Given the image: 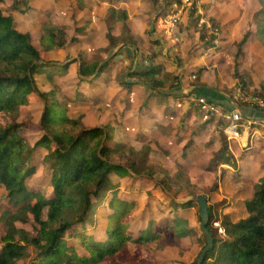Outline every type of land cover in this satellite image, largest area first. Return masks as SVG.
<instances>
[{
	"label": "trees",
	"instance_id": "1",
	"mask_svg": "<svg viewBox=\"0 0 264 264\" xmlns=\"http://www.w3.org/2000/svg\"><path fill=\"white\" fill-rule=\"evenodd\" d=\"M90 2L89 6L93 8L95 2ZM259 2L261 8L253 18L258 42L264 47V0ZM23 3L26 5L24 12H29L32 7L27 0ZM108 11L110 21L121 22L124 30L130 32L126 24L127 9L111 4ZM39 31L40 46L37 47L31 33L17 28L14 15L6 14L0 8V189L2 197L5 196L7 204L11 205L0 216V264H124L128 258L123 256L126 252H132L135 260L148 259L149 264H158L152 257L165 239L183 237L184 234L193 237L197 231L190 227L187 218L181 216H176L170 223L152 218L146 227L132 231L134 205L118 196L117 180L144 176L156 180V184L167 192L171 190L170 173L150 162V148L136 149L138 147L129 142H115L110 125L84 126L81 118L73 114L72 103L65 98L58 79L68 73L71 64L78 59L58 64L48 56L50 51L66 44L61 26L44 20ZM251 33L247 31L239 42V52ZM107 37L110 44H118L111 28ZM204 37L201 34V40ZM215 38L214 35L212 42L207 43L214 45ZM76 39L73 36L71 41ZM122 39L128 54L137 58L135 39L132 36ZM78 65L80 80L94 75L97 79L108 66L84 56ZM157 72V66L134 68L130 77L144 82L151 91L159 92L170 79L158 78ZM45 82L49 86H43ZM199 93L208 101L217 102L202 89ZM31 96L43 103L40 122L36 126L32 119L21 118V109L31 103ZM250 104L264 110L255 103ZM35 127L41 131V136L32 141L29 132ZM41 149L45 150L43 155L39 154ZM233 157L226 144L217 155L218 159L230 163L234 162ZM42 170L48 174L49 192L45 194L38 193L30 183L31 178ZM239 188L232 206L239 208V212L232 209L221 215V232L214 225L220 220V213H214L213 204L209 207L207 227L214 242L202 264H264V176L257 181L244 180ZM217 189L215 182L208 190L211 193ZM109 192L111 196L107 199ZM102 202L107 203L109 211L103 238L94 233L101 225L96 212ZM193 204L190 200L180 207H192ZM30 215L35 223V235L17 224L29 221ZM197 215L201 220L198 212ZM207 241L208 236L203 231L199 237L201 250L194 264H198ZM30 247L34 256L30 254ZM23 260L29 263H21Z\"/></svg>",
	"mask_w": 264,
	"mask_h": 264
},
{
	"label": "rangeland",
	"instance_id": "2",
	"mask_svg": "<svg viewBox=\"0 0 264 264\" xmlns=\"http://www.w3.org/2000/svg\"><path fill=\"white\" fill-rule=\"evenodd\" d=\"M23 1L24 0H0V8L6 14L10 13L14 15L17 28L23 32L31 33L33 44L37 47L40 46L41 33L39 29L44 20H50L57 26H61L65 33L66 44L63 47H58L50 51L48 56L52 60L58 62V64L72 62L75 58L78 59L77 62L71 64V69L68 73L61 75V77L58 76L64 93L66 94L65 98H68V101L72 103L73 114L76 117L81 118L85 127H104L110 125L113 127V137L115 142H129L138 147L136 149H140L142 146L150 148L148 155L150 162L157 167L163 165L172 177L169 181L171 184V190H169V192L172 195L163 194L160 191L162 189L156 184V180L144 176H126L129 178H135V180L131 182V187L129 186L128 188L121 189L119 194L123 197H128L129 192L136 184L137 187L140 181L143 187L147 188L146 190H149L147 192L152 193L150 190L158 192V200L152 201L148 199L145 205L147 208H157V210H160V213L164 210L181 211L182 209L180 208V205L190 200L193 203H196L195 197L198 194L207 195L209 202L212 204L218 199H224V203L221 201L220 205H218V208H221H217V212L219 211L220 213V220L214 222V225L218 226L221 232V215L224 214L229 206L231 207L234 205V194L237 191L239 193L240 188L233 186L228 190L229 185L227 184V179H231V175L236 172L237 169L235 165H233L232 170L218 167L219 165L217 164V161H214L213 163L212 158L217 156V151L221 148L222 144L220 142L224 137L219 131H216V129L213 128L211 123H208V120L210 119L208 116H210L211 113L209 114L208 111L202 109L201 103L197 99L192 103L191 98H183L181 97L182 95L180 98H174V101L171 100L172 98H158V107L156 106L153 111L154 114H157L155 116L156 128H150V125H148L147 129L144 131L146 132V135H143L142 138L139 132L144 126H146V123L140 120V113L145 106L146 97H149L152 93L147 89L146 84H142L144 82L138 83V81H130L129 84L128 82H125L124 76L126 74L127 76L131 74L130 71L132 67L138 68V58L140 56H143L142 62L147 66L149 60H153L154 57L161 54V51L164 49L162 45L165 43L160 42L161 44H155L156 40H154V38L158 29L166 36H173L176 31L179 32V34L177 33L178 37L174 38L172 41L174 47L179 50V53L182 51L189 55V52L186 49H183L185 43V48L188 49L191 43L194 42L196 45L199 39L200 41L196 46L200 49L208 50V48H211L213 50L216 49L215 51H217V47L220 44L219 37L222 28L221 23L217 22V19L215 20L210 16V13L213 15L212 13L214 12V10L210 8V2H213V4L223 2L219 5L222 7L217 8V12L214 13V15L218 12L222 14L232 13V16L235 15L236 18L238 16H244L246 9H249V7H242L243 3L238 2L241 0H196L194 3L192 2L193 4H186L183 2L181 4L178 0H143L146 2L141 3L139 7V9L143 10L140 17H145L146 13H149L147 10L150 6L151 10H155V17H152L146 22L140 36L135 35L132 30V25H135L134 23L137 22L138 24H141L140 18L131 14L133 20L130 22L129 7L122 4L120 5L118 0H108L109 3L107 4L105 3L106 0H100L104 2H102V7L99 6L98 12L92 11L93 9L89 6L91 3L90 0H27V4L30 5L32 9L29 12H24L26 5ZM96 4H98V2L95 1V5ZM111 4L128 10L126 24H128L130 32L124 30L121 22L115 23L108 19V8ZM177 4L179 9H181L180 19L176 23V30L175 28L171 29L168 34L169 28L164 25L163 20L165 18L163 15L170 14L172 7L174 8L173 10L176 11ZM239 9H242L241 13L239 12ZM253 17L251 19L252 21L250 20L249 22L243 18V23L238 22L237 20H233L232 22L234 23L230 20L229 21L234 26H241L242 28L239 27V29L245 34L247 31L253 32L252 30H256ZM213 20L217 22V26L219 27L217 33L214 31L217 26H215L216 23H214ZM241 23L242 25H240ZM189 27H191L193 33L189 32ZM109 28H111L112 34L116 36L118 40L116 46L110 44V40L107 37ZM201 34L205 36L203 40H201ZM214 35L216 38L213 40L214 45L211 46L207 42L209 40L212 42V37ZM73 36L77 38L76 41H71ZM129 36H132L137 42V58L131 57L128 54L129 52L126 51V43L122 38ZM249 37H251V34ZM241 39L233 41L234 45L230 48L231 53L227 54L224 51H217L215 54L213 53L210 63H216L219 61L222 66L223 60H226L224 58L226 56L235 61L236 57L242 53L248 42L247 40V42L241 46V52H239V42ZM227 42L230 43L231 41L227 40ZM224 44L226 43H221V46H224ZM255 44L257 47L262 46L259 43ZM156 46H158V49L155 48ZM255 47L256 46L253 48ZM195 48L196 47L194 46L193 49ZM156 50H160V52L155 54ZM83 56L88 60H97L101 64L107 63L108 65H111V67L101 79L94 80L97 76L96 75L89 78V82H84L80 80L78 73V62ZM169 56L174 55L169 54ZM159 61V76H167L170 74L171 72L167 71V61L162 60V58ZM154 62L155 61L153 60V63ZM233 72L236 73L234 74ZM237 75L240 74L237 70H233L232 67L231 69H228V67H222L221 76L219 78L223 79L225 84L224 87L227 91H229V89L234 91V88H231L229 83L231 78L233 76L237 77ZM209 76H213V71L210 72ZM194 79L195 76H192L191 81ZM171 85H174V82L168 80L167 86L170 87ZM43 86H49V83L45 82ZM233 87H235V85H233ZM236 93H234V95ZM253 94L258 96L254 100L246 98L244 94H236V101L237 103L239 101L240 104L243 100H249L252 103H260L264 105V88L260 92H254ZM77 96L79 97L77 98ZM30 98L31 103H28L21 109V118L32 119L31 121L36 126L40 122L43 103L39 102L35 96H31ZM61 98L64 97L61 96ZM74 99L76 101H74ZM178 102H180V104H178ZM194 115H197V118L201 117L199 119L200 121H197V119H195L196 116L194 117ZM190 117H194L191 125L188 123ZM203 125H206L205 128ZM201 128H204V131L201 133V137H199L197 142L199 145L191 144L188 147L191 152H194V164L191 165V167L186 168L176 162L177 153H179L181 149L176 148L175 142L179 139L188 141L192 136L191 134H194L195 131H199ZM29 135L31 136L32 141H35L41 136V131L35 127L29 132ZM173 140H175V142ZM44 153V149L39 151V154L41 155ZM45 173V170H42L30 180L32 187L35 188L38 193L42 194L49 192V184L46 179L48 174ZM156 176L162 177V175ZM215 182L218 183L217 195H215V192L210 193L208 190ZM137 189L138 188L135 190ZM2 192V189H0V216L4 210L11 207V205L7 204L5 196L2 197ZM110 196L111 192L107 194L106 198L109 199ZM173 202L178 203V205H172ZM105 204L107 203L102 202L96 212V219H100L101 225L94 230V233L99 237H104L103 232H105L106 216L109 213ZM193 209V215H188L187 220L190 222V227L196 229L197 233L193 237L184 234L182 238L169 237L165 239L162 245L155 250L154 257H152L153 260L156 259L158 264H194V261L201 250L199 242L200 236H198V234L201 235L203 231L200 225L201 220L197 215V212H199V206H197V203ZM232 209L239 212V208L232 207ZM140 215L143 216L141 212H137V216L140 217ZM30 217L31 219L29 221L17 222V224L32 235H35L36 232L33 228L35 223L33 222L31 215ZM44 217H46V213H44ZM145 223L146 222L142 221L141 226H144ZM29 251L30 254L34 256L32 247L29 248ZM123 256L128 257L123 261L124 264H148L146 259H133L132 252H126ZM24 262L29 263L28 260L21 261V263Z\"/></svg>",
	"mask_w": 264,
	"mask_h": 264
},
{
	"label": "crops",
	"instance_id": "3",
	"mask_svg": "<svg viewBox=\"0 0 264 264\" xmlns=\"http://www.w3.org/2000/svg\"><path fill=\"white\" fill-rule=\"evenodd\" d=\"M95 1L98 2V4H96L92 8L93 9L92 11L98 12L99 6L102 7L103 4L102 2L104 1L94 0V2ZM118 2L120 3V5L122 4L124 6L129 7L128 9H130V19H129L130 22L131 20H133L131 14H133L134 16L136 15L140 18L141 24H138L137 22L134 23L135 25H132V30L135 35L141 36V31L144 28L146 22H148L152 17H155L154 14L155 10H151V6H150L147 10L149 11V13H146L145 17H140L143 13V10L139 9V7L141 3L146 1L118 0ZM238 2L243 3L242 7H247V6L249 7V9H246L244 16L241 17L238 16L239 18L238 17L236 18L235 15L232 16V13L222 14L218 12L216 15H214V13L217 12V8L222 7L219 5H221L223 2H217L214 4L213 2H210L211 5L210 8L214 10V12L212 13L213 15H211L210 13V16L213 17L215 20L217 19L216 21L221 23V28H222L219 37L220 44L217 47L218 48L217 51H224L227 54L231 53L230 48L233 47L234 45L233 41L236 40L238 41L241 38H243L245 35L243 31H240L239 29V27L241 26L239 27H237L238 25L234 26L232 24L234 22L232 21L237 20L238 22H242V18H243L249 22L254 16V14L261 8L259 0H241ZM105 3L106 4L109 3L108 0H106ZM241 11L242 9H239L240 13ZM215 20L213 21L214 23H216L215 26H217L218 24ZM242 23L240 25H242ZM214 31L217 33L219 31V27L217 26L216 30ZM252 31L253 32L251 33V37H249L248 39L247 45H245L242 53H240L239 55L237 54L238 56L236 57V60L234 61L233 59H230L229 57L227 58L226 56L224 57L226 60H223L221 66V63L219 61L216 63H210L212 54L217 53V51H215L216 49L213 50L211 48H208V50H202L198 46H196L199 43L200 39L198 40L196 45L194 44V42L191 43L188 49L185 48L186 47V43H185L183 49H186L189 52V55L182 51L181 53H179V50L175 48L172 43L174 38L178 37L179 32L176 31L175 35L173 36H166L164 33H162L161 30L158 29V32L155 35L154 40H156L155 44H161L162 42L165 43L162 45V47L164 48L163 51H161V54L153 58V60L155 61L154 63L153 60H149V64L147 66L146 64H144V62H142L143 56H140L138 58V63H139L138 68H136V69H140V68L143 69L144 66L145 68H149L150 66H157L159 70L160 67L158 66V64L160 63L159 60L162 58V60L167 61L166 63V65L168 66L167 71H170L171 73L168 74L167 76H159V74H157V76L158 78L170 77L169 79L172 82H174V86L172 88L168 87L166 84L165 87L159 89V92L151 91L149 86L146 85L147 89L150 90L152 94L149 97H146L147 99L145 101V106L143 107V110L140 113V120L146 123V126H144L143 129H141L139 132L142 138L143 135H146V132L144 131L147 129L148 125H150L149 126L150 128H156L155 116L157 114H154L153 111L156 106L158 107V103H157L158 98H169V99L172 98L171 100L174 101L175 100L174 98H180V96L182 95L181 97L183 98H191L192 99L191 102L193 103L195 102V99H198V97H200L199 91L200 89H202V91H204L206 94L208 95L211 94V97H213L218 102L215 103L221 107L223 113H221L220 111L209 112V114L210 113L211 114L210 116H208L210 117L208 123H211L213 128L216 129V131H219L223 135L224 139L220 142L222 143L221 148L224 144L228 146L230 153L234 156L233 157L234 162L230 163L225 160H220L217 158V156H214L212 160L213 163L214 161H219L220 163L218 164L219 165L218 167L220 168L223 167L233 170L232 167L233 165H235L236 169L238 170V171L236 170V172L231 175V179L229 180L227 179V184L229 185L228 190L231 189L233 186L240 187L244 180L257 181L264 176V110L263 111L261 109L258 110L252 106H249L248 105V103H250L249 100H243V102H241L240 104L239 101L238 103L236 101L237 100L236 94H244L246 98L254 100L258 96L253 93L260 92L264 88V47L263 46L257 47L255 43H259V42L256 36V30H252ZM189 32L193 33L191 27H189ZM169 33L170 31L168 29V34ZM227 40H230L232 43L230 42L231 43L230 44L229 42H227ZM221 43H226V44H224V46L223 45L221 46ZM158 46H156L155 48L158 49ZM194 46L196 47L195 49H193ZM254 46L256 47L253 48ZM158 52H160V50L158 51L156 50L155 54ZM169 54H172L175 57L169 56ZM110 67L111 65H108L106 70L97 79L94 80L101 79L102 76L108 71ZM222 67H228V69H231L232 67L233 70H237L238 73L240 74L237 75V77L233 76L230 80L229 85H231V88H234L233 89L234 91H231V89L227 91L226 88L224 87L225 84L223 82V79L219 78L221 76ZM133 70L134 67L131 68L130 72H132ZM211 71H213V76H209ZM217 71L219 74L217 73ZM129 76H127V74L124 76L126 82L138 81L137 78L135 77L130 78ZM192 76H195V79L191 81ZM82 81L89 82V79ZM139 82L140 81H138V83ZM233 85H235V87H233ZM234 93L236 94L234 95ZM178 104H180V102H178ZM235 110L240 112L242 118L237 122L236 124L237 126L234 129V131L230 132L229 128L232 122L231 119L227 116V113H231L232 111ZM194 117L195 119H197V121H200L199 119L201 117L197 118L198 117L197 115H194ZM194 117H190L188 121L190 125L193 123L192 121ZM205 126L206 125H203L204 128ZM204 128L199 129V131H195L194 134L192 133L191 134L192 136L188 141H184V139L182 140L179 139L175 142V140H173L175 142L176 148L181 149L180 152L177 153V157H176L177 163H180L182 166L186 168L191 167V165L194 164V159H193L194 152H191V150L188 149V147L191 144L199 145L197 144V142L199 140V137H201V133L204 131ZM206 146L208 147L207 144ZM221 148L217 151L218 154ZM161 166L164 170H166L163 165ZM134 180L135 178H129V177H125L117 180L118 196L121 199L126 200L134 205L135 221L133 223L132 231L137 232L140 229L146 227V225L148 224V220L152 218L156 219V221L158 222L170 223L176 216L188 218L187 217L188 215H193V210H194L193 208H195L197 203L196 199H195L196 203H194L195 206L185 207V208L180 207L182 209L181 211L164 210L160 213V210H157V208H147L145 204L148 201V199L152 201L153 200L156 201L159 198V194L158 192H155V190L152 191V194H150V192H147L149 190H146L147 188H144L139 180H137L139 181L138 186L136 187L137 185L136 184L132 188V190L129 192L128 197L121 196V194H119L120 190L128 188L131 185V182ZM136 188L138 189L135 190ZM160 191L165 195L166 194L172 195L169 191L167 192L165 191V193L162 190ZM215 195H217V191L215 192ZM206 197L210 207L212 203L209 202L207 195ZM221 201L222 203H224L223 202L224 199L223 200L218 199L216 200V202L213 203L214 213H216L217 210L221 208V207L218 208V205H220ZM197 206H199L198 203ZM231 211H232V206L231 207L229 206V208H227L224 213ZM137 212H141L143 216L140 215V217H138ZM217 213H219V211ZM142 221L146 222L144 226L143 225L141 226ZM198 236H200V234H198ZM101 237L103 238V236ZM146 260L148 261V259Z\"/></svg>",
	"mask_w": 264,
	"mask_h": 264
},
{
	"label": "built area",
	"instance_id": "4",
	"mask_svg": "<svg viewBox=\"0 0 264 264\" xmlns=\"http://www.w3.org/2000/svg\"><path fill=\"white\" fill-rule=\"evenodd\" d=\"M196 0H178V2H182L186 3V4H193ZM193 2V3H192ZM174 8L172 7V11H170V14L168 15H163V17L165 18L163 20L164 25L167 26L169 28V30L174 29L176 27V23L179 21L180 19V11L181 9H179L178 4L176 5V11L173 10ZM199 102L201 103V108L205 109L208 112H221L223 113V111L221 110V107L216 104L215 102H211L208 101L204 96H200L198 97ZM251 104H253L252 102H250ZM256 104V103H255ZM258 106L263 107L264 105L257 103ZM227 116L231 119V126L229 128V131L232 132L234 131V129L236 128V124L237 122L240 120L241 114L239 111H232L231 113H227Z\"/></svg>",
	"mask_w": 264,
	"mask_h": 264
},
{
	"label": "water",
	"instance_id": "5",
	"mask_svg": "<svg viewBox=\"0 0 264 264\" xmlns=\"http://www.w3.org/2000/svg\"><path fill=\"white\" fill-rule=\"evenodd\" d=\"M195 198H196V202L199 205V213L201 216V228L208 236L207 244L203 248V250L199 256V260H198V264H202L205 253L213 245L214 237H213L212 232L207 227V223H208V219H209V204H208L207 197L204 194H198V195H196Z\"/></svg>",
	"mask_w": 264,
	"mask_h": 264
},
{
	"label": "bare ground",
	"instance_id": "6",
	"mask_svg": "<svg viewBox=\"0 0 264 264\" xmlns=\"http://www.w3.org/2000/svg\"><path fill=\"white\" fill-rule=\"evenodd\" d=\"M242 117H240V119H241Z\"/></svg>",
	"mask_w": 264,
	"mask_h": 264
}]
</instances>
